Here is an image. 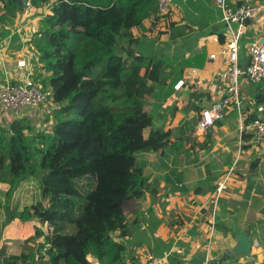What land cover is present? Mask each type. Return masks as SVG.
Here are the masks:
<instances>
[{
    "label": "trees",
    "instance_id": "trees-1",
    "mask_svg": "<svg viewBox=\"0 0 264 264\" xmlns=\"http://www.w3.org/2000/svg\"><path fill=\"white\" fill-rule=\"evenodd\" d=\"M32 1L36 10L43 6L50 10L33 42L40 62L34 78L43 83L49 93L47 104L53 108L44 122L52 120V125L36 129L21 118L0 120V183L9 185L7 196L11 198L30 176L37 178L41 192L38 201L20 211L11 208L9 200L6 203V218L0 223V264H34L37 252L40 258L48 257L40 264H91L90 255L102 264H122L127 244L115 235L127 237L132 232L134 214L128 206L147 192H156L138 154L157 152L171 143L170 130L153 128L154 116L147 109L158 86L167 85L166 64L156 55L124 58L119 51L123 40H132L133 27L142 26L147 18L157 19V2ZM0 4L5 10L2 20L15 19L25 10L16 0ZM255 115L249 114L245 122ZM260 163L259 157L253 159L247 176L258 175ZM248 182L245 204L253 187ZM195 191L205 193L206 187ZM222 202L219 198L216 209ZM15 218L24 223L45 221L52 228L45 241L38 242L39 250L31 244L32 236L19 254L8 251L3 231ZM70 224L76 232H71ZM214 224L225 234L217 214ZM250 234L254 240L253 231Z\"/></svg>",
    "mask_w": 264,
    "mask_h": 264
},
{
    "label": "crops",
    "instance_id": "crops-1",
    "mask_svg": "<svg viewBox=\"0 0 264 264\" xmlns=\"http://www.w3.org/2000/svg\"><path fill=\"white\" fill-rule=\"evenodd\" d=\"M233 1L239 3L240 0ZM36 12L35 8L28 12L21 11L15 18V27H0V84L18 83L29 76L37 81L34 76L40 62L33 41L36 34H40L41 19L50 10L41 18L32 16ZM170 21L171 26L167 31L158 32L154 18H147L142 26L132 28V40L121 42L120 54L124 58L128 54L156 55L166 64L169 74L167 85L158 86L147 103V109L154 116L153 128L162 127L171 132L168 147L157 152L138 154V158L146 163L145 175L156 192H147L128 206V212L134 214L132 232L127 237H119L118 232L115 235L127 244L122 264H131L132 260L142 264L153 259L160 261L159 264H208V253L222 257L209 264H246V261L247 264H263L260 258L264 253L261 240L264 239V142L257 149L253 147L249 136L247 139L242 138L241 124L235 110L230 111L222 123H217L207 132L197 129L201 111L220 96L219 88L207 82L222 67L221 56L216 59L209 57L210 53L220 51L224 42L222 35L224 40L226 38L227 28L222 21L221 10L215 0H174ZM19 25L23 27L20 34L16 32ZM255 30L249 25L242 35V66H246L249 61L247 47L255 36ZM181 79L186 80L185 85L176 90L174 85ZM242 97V117L246 120L249 114H255L257 100L264 98V81L253 83L247 77L242 78ZM0 110L2 115L10 116L5 120L21 118L33 124L47 118L53 108L46 111L45 105L30 107L22 114L15 115L0 103ZM150 129L145 130L146 136ZM252 155L254 159L259 157L261 163L258 175L249 177L247 174ZM236 159L233 176H239L240 181L233 182L235 177L231 175L228 187L221 196L222 206L213 212L215 201L211 188L217 187ZM30 178L37 180L30 176L21 181L17 190L25 188L24 182ZM248 180L253 187L248 203L245 204L242 202ZM200 186L206 187L205 193L195 191ZM142 202L150 205L146 211L141 206L135 207ZM216 214L226 226L225 234L213 223ZM17 222L21 221L15 218L8 224V236L14 231L18 236L13 234V239L25 240L27 237L18 234L14 228ZM39 223L47 225L45 221ZM24 226L27 230V226ZM39 229L41 233L44 232L41 235L45 239L47 228L40 226ZM29 231L34 234L31 229ZM244 231L249 234L253 231L254 239L259 240L260 246L253 248L250 256L244 255L245 259L242 256L227 258L228 250L237 244V235ZM17 240L14 241L18 243L15 244V247L18 245V251L15 248L9 252L19 254L22 251L23 245ZM37 243L31 242L34 247ZM251 257L254 259L251 260ZM89 260L91 264H102L92 255Z\"/></svg>",
    "mask_w": 264,
    "mask_h": 264
},
{
    "label": "built area",
    "instance_id": "built-area-1",
    "mask_svg": "<svg viewBox=\"0 0 264 264\" xmlns=\"http://www.w3.org/2000/svg\"><path fill=\"white\" fill-rule=\"evenodd\" d=\"M157 2V31H167L170 26V13L174 0H156ZM216 5L222 13V21L226 24L225 40L222 42L220 51L210 53L211 59L222 57V67L213 78L208 80L210 86L219 88L220 96L210 106L204 108L197 120V129L207 132L218 121H223L230 111H237L240 120L241 136L247 135L254 148H259L264 142V100L255 106V117L250 122H245L242 117V78L247 77L251 82L258 83L264 81V0H215ZM26 12L33 10L32 0L24 3ZM246 19L250 22L247 24ZM236 25V27L234 26ZM249 25L256 29L255 36L248 43L247 54L249 61L246 66H242L240 61V49L242 35ZM256 27V28H255ZM23 27L19 25L17 33H21ZM194 73V70L192 71ZM194 75V74H191ZM186 80H178L174 85L176 90L185 85ZM49 93L43 86L28 77L18 83L5 82L0 84V103L12 111L15 115H20L26 108H38L48 101ZM243 138V137H242ZM242 139L240 140V146ZM237 159L226 175L218 182L216 190L213 192L214 211L217 208L219 198L228 187L231 175L236 168ZM214 223V221H213ZM260 242L254 239L251 247L257 248ZM39 252L36 253V262L39 264ZM48 257L45 256V259ZM221 256H212L208 253L206 262L209 264L213 260H221ZM160 261L153 259L142 264H159Z\"/></svg>",
    "mask_w": 264,
    "mask_h": 264
},
{
    "label": "rangeland",
    "instance_id": "rangeland-1",
    "mask_svg": "<svg viewBox=\"0 0 264 264\" xmlns=\"http://www.w3.org/2000/svg\"><path fill=\"white\" fill-rule=\"evenodd\" d=\"M3 5L2 4H0V27H4V26H6V25H9V26H14L15 24H16V22H17V20L16 19H10V18H8V19H6V20H2L1 19V16L4 14V8L2 7ZM49 9H47L46 8V6L44 7H40V8H38L37 9V12H36V14L35 15H32V16H36V17H42V15L46 12V11H48ZM29 18V17H28ZM40 18H39V20H40ZM235 27H236V25H234ZM15 27V26H14ZM5 28V27H4ZM31 31H30V33H29V36L27 37L28 38V40H30V37H31V32H32V27H31V29H30ZM34 30H35V27H34ZM120 51V50H119ZM39 83L40 84H42L43 85V83L42 82H40L39 81ZM44 86V85H43ZM46 89V88H45ZM43 105H45V107H46V111H49V108H51V107H49L50 105H49V102H48V104H47V102H45ZM42 106V105H41ZM44 116H46V115H44ZM8 118H10V116H4V115H2V113H1V110H0V120H5V119H8ZM34 127L33 128H40V129H42V128H50L51 127V125H52V120H50V122H48V124H46V122H44V120H42V121H39V122H33V124H32ZM252 159H254V156L252 155V157H251ZM251 159H249L248 160V162L250 161ZM226 173V172H225ZM233 176V175H232ZM235 176H233V178H234ZM234 181H237V182H239L240 181V179H239V176H237V177H235L234 178V180H233V182ZM26 185V187L25 188H21V190H16V192H14V194L11 196V198H9L8 196H7V192H8V189H9V185L8 184H3V183H0V223H2L4 220H5V218H6V211H5V209H6V203L8 202V200H9V203H10V207L11 208H13V207H18V211H20V210H22L23 209V207L24 206H26V205H28V204H31V203H33V202H36V201H38L40 198H41V192H40V184H39V181H37L36 179H32V178H30V179H28V180H26L25 182H24V186ZM20 188V187H19ZM142 207V208H145L144 210L146 211L147 210V208L150 206L148 203H144V202H142L141 203V205H137V206H135V207H137V208H139V207ZM16 219H18V218H16ZM21 221V220H20ZM22 222V221H21ZM21 222H17V224L14 226V228L16 229V231H17V233L18 234H20L21 236H23V237H27L26 239H28L29 237H35V239H33V241L32 242H42V240L43 241H45V239H44V237H42V235L41 234H43V233H41L40 231H39V229L38 228H40V226H44V228H47L46 229V231L49 233L51 230H52V228H50L49 226H48V223H47V225H40V223H39V221H35L37 224H35V222H33V223H31V224H24L23 222H22V224H21ZM24 225H26L27 226V230H25V228H23V227H25ZM8 226V225H7ZM7 226L5 227V229H4V231H3V236H2V243H4V244H6L7 245V247L9 248L8 250H15V248H16V250L18 251V245L15 247V244L17 243L16 241H14V240H17V239H13L12 238V235L14 234V236H18V235H16L15 234V232L13 231V233H12V235L11 236H8L9 235V233H10V230H7L6 228H7ZM70 226H73L72 227V230H71V232L72 233H74V232H76V228H75V226L74 225H72V224H70ZM32 230L33 231V233L34 234H31L32 232H30L29 230ZM22 230V231H21ZM15 238V237H14ZM25 239V240H26ZM25 240H22V239H18L17 241L19 242V244L21 243V245H23L24 244V241ZM7 242H9V243H7ZM18 244V243H17ZM19 247H20V245H19ZM18 248V249H17ZM36 248V251L37 250H39L40 249V246H39V243H38V246H36L35 247ZM135 255H136V253H135ZM137 255H139V254H137ZM240 256H242V258L244 257V255H240ZM243 259H245V258H243ZM254 258H252L251 257V260H253ZM43 260H46L45 259V257H42V258H39V262H41L42 263V261ZM260 260H261V262L264 264V253H263V255L261 256V258H260ZM40 264V263H39ZM246 264H247V261H246Z\"/></svg>",
    "mask_w": 264,
    "mask_h": 264
},
{
    "label": "water",
    "instance_id": "water-1",
    "mask_svg": "<svg viewBox=\"0 0 264 264\" xmlns=\"http://www.w3.org/2000/svg\"><path fill=\"white\" fill-rule=\"evenodd\" d=\"M16 1L18 2L20 8H23L24 3L26 2V0H16ZM245 22L249 23L250 20L246 19ZM251 243H252L251 236L248 232L244 231L238 234L237 244L232 249L228 250V252L226 253V257L235 258L240 255L250 256L252 253Z\"/></svg>",
    "mask_w": 264,
    "mask_h": 264
}]
</instances>
